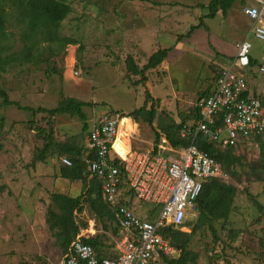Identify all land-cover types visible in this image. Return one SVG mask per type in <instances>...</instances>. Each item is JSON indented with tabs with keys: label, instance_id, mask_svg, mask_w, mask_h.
<instances>
[{
	"label": "rangeland",
	"instance_id": "obj_1",
	"mask_svg": "<svg viewBox=\"0 0 264 264\" xmlns=\"http://www.w3.org/2000/svg\"><path fill=\"white\" fill-rule=\"evenodd\" d=\"M208 1H74L59 27L60 35L72 38L74 44L56 54L45 49L48 62L15 64L0 72V86L22 106L54 108L69 97L89 104L82 108L86 116L82 120L69 113L35 114L3 105L0 98V264H58L63 257L65 249L50 215L59 213L52 194L74 197L96 180L90 179L86 166L83 179L62 178L61 157L65 153L61 147L79 149L84 161L86 132L98 116L117 111L127 115L143 105L148 91L152 99L147 109L151 102L156 105L152 124L147 110L137 121L128 116L132 124L122 119V125L133 134V150H152L155 133L163 136L161 126L169 120L183 121L187 127L194 123V103L204 92L203 86L214 80L205 60L207 49L222 51L229 58L235 42L248 36L250 56L264 60V42L248 35L249 21L240 11L245 0L235 1L225 15L219 11L213 18H204V23L187 35L206 13L201 5ZM150 20L163 21L146 27ZM156 28L163 29V34L156 33ZM178 35H184L181 42H176ZM10 40L18 50V35H11ZM163 48H170L168 57L146 71L148 83H138L139 75L126 72V55L142 66L149 54ZM257 77L264 79L260 72ZM46 142L50 147L45 151ZM125 143L119 138L114 144L122 156L128 150ZM159 144L168 145L161 139ZM232 153L239 161L226 167V178H221L236 189L231 212L226 220L204 216L195 209L187 213L181 230H194L187 245L188 264H264V180L260 168L264 136L244 140ZM132 200L140 215H146L147 210V217H153L149 210L155 206ZM82 208L74 215L78 232L91 227L88 237L97 238L99 250L112 251L117 236L114 222L97 218L86 200ZM178 256L176 249L166 257ZM149 264L166 263L161 257Z\"/></svg>",
	"mask_w": 264,
	"mask_h": 264
},
{
	"label": "built area",
	"instance_id": "obj_2",
	"mask_svg": "<svg viewBox=\"0 0 264 264\" xmlns=\"http://www.w3.org/2000/svg\"><path fill=\"white\" fill-rule=\"evenodd\" d=\"M240 11L249 21L248 35L264 42V0H245ZM250 48L248 36L235 42V54L218 71L212 91L194 103L200 114L195 131L221 148L264 136V103L257 96L244 95ZM257 69L264 75V62ZM122 118L117 112L98 116L84 139L88 175L100 181L101 197L114 213L118 230L114 256L98 257L95 249L82 240L92 232L80 229L58 264H149L171 255L176 249L162 230L182 229L203 183L226 178L220 163L207 151L193 142L173 147L164 135L160 139L168 145L158 144L157 152L128 146L122 156L114 147ZM184 133L182 130L181 135ZM61 163L70 166L72 162L62 156ZM132 198L156 206L157 213L150 218L140 217L126 204Z\"/></svg>",
	"mask_w": 264,
	"mask_h": 264
},
{
	"label": "trees",
	"instance_id": "obj_3",
	"mask_svg": "<svg viewBox=\"0 0 264 264\" xmlns=\"http://www.w3.org/2000/svg\"><path fill=\"white\" fill-rule=\"evenodd\" d=\"M74 1L82 0H0V72H6L15 64L24 65L26 63L37 64L40 61L48 62V58H45L43 54L45 49L51 50L53 54H56L67 45L74 44L75 41L72 38L62 36L59 33L60 24L71 12V4ZM235 1L237 0H209L206 5H201L202 8L206 9V13L200 16V22L198 24L190 27L187 35L190 31L202 25L204 18H213L219 11L225 15ZM13 28H16V31H13ZM15 33L18 35V42L20 44L18 50H15V45L10 40V36ZM183 36L178 35L176 40L181 41ZM13 40L15 41V39ZM169 49L163 48L154 51L141 67L135 62L132 55H126L124 59L126 72L132 75H139L138 83L146 81V71L159 65L167 57ZM53 70L56 72L55 68ZM214 79L216 80L215 77ZM145 93V100L141 107L134 109L127 115L118 111L117 113L123 117L130 116L137 121L138 115L148 110L150 115L148 122L152 124V119L156 112L154 108L156 107L151 102L149 103V109H147V104L151 101L152 97L148 91H145ZM206 94L208 93L202 92L199 96ZM0 98L2 99L3 105H15L19 109L29 110L35 114L46 112L53 116L60 113H69L71 115H77L82 120L86 118L82 108L85 105H89L86 102L69 97L63 98L54 108L22 106L18 102L11 100L1 86ZM194 110L195 120L190 127H187L183 121L176 122L174 119H171L168 121L169 123L161 126L164 136L173 147H186L193 142L199 149L207 151L212 155L220 163L222 171L226 174L225 168L234 165L239 161V158L232 153L233 147L221 148L217 143L207 140L202 133L195 131V123L199 119L200 114L196 107H194ZM83 126L86 129L87 124L84 123ZM182 130H185L184 135H181ZM159 140L160 135L156 132L152 147L154 153L158 150ZM49 147L50 142H46L44 150H48ZM61 150L65 153L62 156L69 157L72 163L70 166L63 164L64 168L60 170V176L72 181L83 179V171L85 166L87 168V161L86 158H84V161L80 158V150L67 145L62 146ZM88 158H91V154ZM260 162V168L262 169L261 179L264 180V154L261 155ZM115 164H119L117 160ZM90 179H95L97 182L93 181L92 186L88 185L85 192L80 195L73 197L64 193L52 194L53 201L57 205L59 213L50 212V215L55 218L53 227L58 228L56 236L59 238L65 252L70 242L79 233V227L75 223L74 215L76 212L82 211V202L84 200L89 202V206L97 218H107L114 222V213L101 197L100 181L94 177ZM235 192V186L228 184L221 178L208 179L203 183L201 192L195 200L196 211L213 219L226 220L231 212ZM133 202L131 199L126 204L134 208L132 206ZM156 208V206L153 207L149 212L153 214ZM134 211L143 218L136 209ZM114 230L115 234L118 235L116 227ZM193 231L184 232L179 228L174 229L172 227H167L162 230L164 237L170 241L175 249L179 250V256L177 258L168 259L166 256H161L166 264H188L187 245L191 240ZM82 240L95 249L98 257L114 256L111 250H99L101 243L97 238L87 237L82 238Z\"/></svg>",
	"mask_w": 264,
	"mask_h": 264
},
{
	"label": "crops",
	"instance_id": "obj_4",
	"mask_svg": "<svg viewBox=\"0 0 264 264\" xmlns=\"http://www.w3.org/2000/svg\"><path fill=\"white\" fill-rule=\"evenodd\" d=\"M163 20H150L149 22H147V23H145V24H147L146 25V27H149L150 25L152 26V25H154V24H161L160 22H162ZM203 23H204V20H203ZM196 25V24H195ZM156 33H159V34H163V32H164V30L163 29H158V28H156V31H155ZM176 42H181V41H177L176 40ZM208 51V52H207ZM152 54V53H151ZM151 54H149L148 56H147V59H148V57L151 55ZM234 54H235V49H234V51H233V54L231 55V57H229V58H227V57H225L226 55L222 52V51H215V53H212V51H210V49H207L206 50V57H205V60H206V63H207V65H208V69H209V71H210V73H212L213 75H214V77L216 78V75H217V73H218V71L220 70L219 68H221L222 66H224L227 62H228V60L230 59V58H232L233 56H234ZM168 57V56H167ZM223 57H225V58H223ZM251 58H252V60L250 61V65H249V67L247 68V70L246 71H244V73L246 74L245 75V77H246V80H247V90H246V92L244 93V95L245 96H257V97H259V98H261V100H262V102L264 103V79H262V80H260L258 77H257V73H259L258 71H256V67L260 64V63H262V62H264V60H257L256 58H253L252 56H251ZM166 59V58H165ZM165 59L161 62V64H163L164 63V61H165ZM142 63H144V62H142ZM137 64L138 65H141L140 63H138L137 62ZM166 64H167V62H166ZM144 65V64H143ZM216 65V66H215ZM217 66H219L218 67V69H217ZM141 67V66H140ZM255 76V77H254ZM146 82L147 81H144L143 83H145L146 84ZM211 82V81H210ZM210 82H208V83H206L204 86H203V90H204V92H206V93H210L211 91H212V89H213V87H214V83H215V79L213 80V82H211V84H210ZM148 83V82H147ZM203 85V84H202ZM201 85V86H202ZM200 86V87H201ZM259 90V91H258ZM263 94V95H262ZM155 107H156V105H155ZM125 118H127V119H129L130 121H131V119H130V117H123V119H125ZM131 124H132V121L130 122ZM132 129H134V127H132ZM123 132H125L126 133V135H124L123 134ZM129 132H131L130 130L129 131H127L126 130V127L125 126H121V130H120V132H119V134H118V136H117V140L120 138V139H123V141L125 140V144L126 145H128V146H130V147H132V145H131V141H132V137L131 136H133V134L132 135H130V133ZM85 155H86V151H85ZM11 187L10 188H12V186H13V184H9ZM8 192H10V191H8ZM147 213H148V211L146 210V215L144 214L143 215V217H147ZM91 229V227L89 228V230ZM91 231V230H90ZM176 252V251H175ZM161 258V257H160ZM158 260V259H157ZM152 263H154V261L152 262Z\"/></svg>",
	"mask_w": 264,
	"mask_h": 264
},
{
	"label": "bare ground",
	"instance_id": "obj_5",
	"mask_svg": "<svg viewBox=\"0 0 264 264\" xmlns=\"http://www.w3.org/2000/svg\"><path fill=\"white\" fill-rule=\"evenodd\" d=\"M123 119V118H122ZM122 119H121V122H120V127L122 126ZM131 122V121H130ZM130 129H132V128H130ZM119 131H120V129H119ZM119 134V133H118ZM127 147H128V145H127ZM128 149V148H127ZM127 152V151H126Z\"/></svg>",
	"mask_w": 264,
	"mask_h": 264
},
{
	"label": "water",
	"instance_id": "obj_6",
	"mask_svg": "<svg viewBox=\"0 0 264 264\" xmlns=\"http://www.w3.org/2000/svg\"><path fill=\"white\" fill-rule=\"evenodd\" d=\"M195 210H196V208H195Z\"/></svg>",
	"mask_w": 264,
	"mask_h": 264
}]
</instances>
